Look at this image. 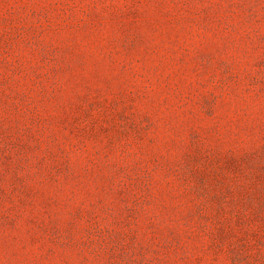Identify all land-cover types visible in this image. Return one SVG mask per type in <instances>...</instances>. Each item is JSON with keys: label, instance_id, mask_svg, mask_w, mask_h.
<instances>
[{"label": "rangeland", "instance_id": "rangeland-1", "mask_svg": "<svg viewBox=\"0 0 264 264\" xmlns=\"http://www.w3.org/2000/svg\"><path fill=\"white\" fill-rule=\"evenodd\" d=\"M0 264H264V0H0Z\"/></svg>", "mask_w": 264, "mask_h": 264}]
</instances>
